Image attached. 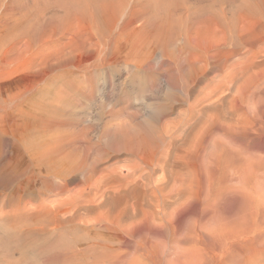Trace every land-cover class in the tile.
I'll list each match as a JSON object with an SVG mask.
<instances>
[{
    "label": "rangeland",
    "instance_id": "rangeland-1",
    "mask_svg": "<svg viewBox=\"0 0 264 264\" xmlns=\"http://www.w3.org/2000/svg\"><path fill=\"white\" fill-rule=\"evenodd\" d=\"M39 1L0 0V215L21 197L135 264H264V19L175 57L117 28L103 54L73 20L11 34Z\"/></svg>",
    "mask_w": 264,
    "mask_h": 264
},
{
    "label": "bare ground",
    "instance_id": "bare-ground-1",
    "mask_svg": "<svg viewBox=\"0 0 264 264\" xmlns=\"http://www.w3.org/2000/svg\"><path fill=\"white\" fill-rule=\"evenodd\" d=\"M39 3L38 9L20 10L11 34L38 35L40 40L54 34L58 24L73 20L74 25H89L97 32L92 43L103 54L109 44L113 41L117 44L122 37L111 38L117 28L132 30L131 43L139 50L155 48L175 57L188 47L199 48L205 38L225 41L228 35L241 29L244 21L264 19V0H40ZM136 23L138 29L133 27ZM181 39L184 42L179 47L177 42ZM22 202L20 197L15 203L10 199L3 204L19 215L14 216L16 212L13 216L0 215V264H135L128 256L118 259L115 251L108 249L106 254L105 244L89 235L94 231L89 225L83 227L84 232L69 218L30 214Z\"/></svg>",
    "mask_w": 264,
    "mask_h": 264
}]
</instances>
